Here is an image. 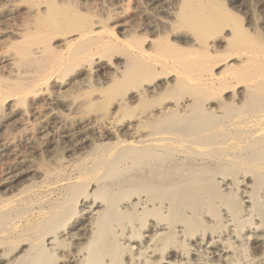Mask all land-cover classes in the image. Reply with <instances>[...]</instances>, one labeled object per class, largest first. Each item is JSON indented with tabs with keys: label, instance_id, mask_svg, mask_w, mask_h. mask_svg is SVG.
Here are the masks:
<instances>
[{
	"label": "bare ground",
	"instance_id": "obj_1",
	"mask_svg": "<svg viewBox=\"0 0 264 264\" xmlns=\"http://www.w3.org/2000/svg\"><path fill=\"white\" fill-rule=\"evenodd\" d=\"M241 16L0 0V264H264V28Z\"/></svg>",
	"mask_w": 264,
	"mask_h": 264
},
{
	"label": "rangeland",
	"instance_id": "obj_2",
	"mask_svg": "<svg viewBox=\"0 0 264 264\" xmlns=\"http://www.w3.org/2000/svg\"><path fill=\"white\" fill-rule=\"evenodd\" d=\"M230 0H226V2L228 3V5L230 7H233L234 10H236V12L238 14H240L241 17H243V20L245 24V26L248 28V31L253 35L254 39H257V33H255V29H259V28H264V0H236L234 1L232 4L229 3ZM131 1H125V3H130ZM243 4V5H242ZM239 9V10H238ZM253 12L255 15H257V17L259 18L258 20V24H256L254 26L253 21L250 20V18L247 17V12ZM245 17V18H244ZM261 26V27H260ZM60 135L56 136V140L59 142V145H61V147L63 149H65V147H67L66 144V139L63 137H59ZM60 138V139H58ZM62 141V142H60ZM64 142V143H63ZM64 154V153H63Z\"/></svg>",
	"mask_w": 264,
	"mask_h": 264
}]
</instances>
